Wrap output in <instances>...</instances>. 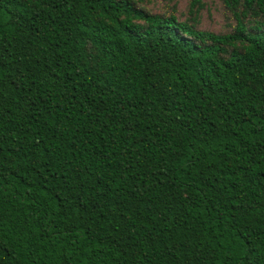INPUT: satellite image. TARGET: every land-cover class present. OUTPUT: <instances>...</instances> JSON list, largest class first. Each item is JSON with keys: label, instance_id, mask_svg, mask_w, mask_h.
I'll use <instances>...</instances> for the list:
<instances>
[{"label": "trees", "instance_id": "16d2710c", "mask_svg": "<svg viewBox=\"0 0 264 264\" xmlns=\"http://www.w3.org/2000/svg\"><path fill=\"white\" fill-rule=\"evenodd\" d=\"M150 1L0 0V264H264V0Z\"/></svg>", "mask_w": 264, "mask_h": 264}, {"label": "rangeland", "instance_id": "374dc122", "mask_svg": "<svg viewBox=\"0 0 264 264\" xmlns=\"http://www.w3.org/2000/svg\"><path fill=\"white\" fill-rule=\"evenodd\" d=\"M190 0H152L144 5L154 12L175 11V15L182 19L189 17L188 3ZM200 8L196 13V26L213 32H225L230 29L233 19L229 11L220 0H200Z\"/></svg>", "mask_w": 264, "mask_h": 264}]
</instances>
